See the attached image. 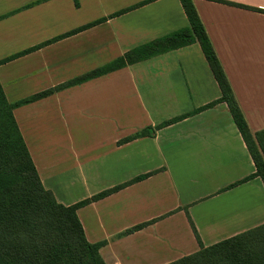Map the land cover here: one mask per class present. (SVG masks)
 Here are the masks:
<instances>
[{"label": "crops", "instance_id": "1", "mask_svg": "<svg viewBox=\"0 0 264 264\" xmlns=\"http://www.w3.org/2000/svg\"><path fill=\"white\" fill-rule=\"evenodd\" d=\"M222 1L264 10V0ZM78 2L0 0V83L9 102L189 26L180 0ZM193 2L251 131L263 130L264 13ZM221 96L194 43L17 107L14 116L44 187L65 206L146 176L80 207L78 218L87 240L102 243L105 264H169L264 225V183L244 181L256 166L228 105L204 109Z\"/></svg>", "mask_w": 264, "mask_h": 264}, {"label": "trees", "instance_id": "2", "mask_svg": "<svg viewBox=\"0 0 264 264\" xmlns=\"http://www.w3.org/2000/svg\"><path fill=\"white\" fill-rule=\"evenodd\" d=\"M180 1L189 21L188 27L133 49L104 67L17 103L8 101L0 83V264H105L100 255L102 243L92 244L87 240L77 211L146 177H139L72 206L59 203L41 181L14 110L57 91L194 43L200 44L222 94L218 101L204 109L217 103L228 105L256 166V172L244 181L260 177L264 183V129L255 133L251 131L193 0ZM212 1L264 13V10L222 0ZM75 2L79 4L78 0ZM191 114L166 121L155 130L144 129L128 140L153 135L157 129ZM145 225L136 226L125 234ZM169 264H264V225L209 247L202 245L200 251Z\"/></svg>", "mask_w": 264, "mask_h": 264}]
</instances>
